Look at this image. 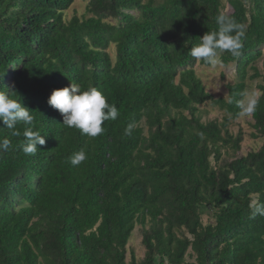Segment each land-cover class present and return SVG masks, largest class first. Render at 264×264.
Returning a JSON list of instances; mask_svg holds the SVG:
<instances>
[{
  "label": "trees",
  "instance_id": "obj_1",
  "mask_svg": "<svg viewBox=\"0 0 264 264\" xmlns=\"http://www.w3.org/2000/svg\"><path fill=\"white\" fill-rule=\"evenodd\" d=\"M73 2L0 0V91L15 92L45 139L28 155L25 126L19 136L0 128L10 141L0 151V264H264V216L250 218L264 203V74L252 65L264 71V0H88L87 17L65 21ZM221 13L245 35L238 56L218 52L236 82L214 99L194 68L209 64L189 53ZM247 68L261 79L250 115L261 146L219 165L221 150L242 142L227 127L240 117ZM70 83L119 110L97 137L63 125L47 103ZM205 102L220 122H201ZM81 150L87 159L73 166ZM135 225L144 255L126 263Z\"/></svg>",
  "mask_w": 264,
  "mask_h": 264
},
{
  "label": "clouds",
  "instance_id": "obj_2",
  "mask_svg": "<svg viewBox=\"0 0 264 264\" xmlns=\"http://www.w3.org/2000/svg\"><path fill=\"white\" fill-rule=\"evenodd\" d=\"M217 31H210L200 37L199 43L190 49V55L196 60H202L215 66L221 61L218 52H228L238 56L245 35L242 27L233 19L221 13L218 14ZM235 33V34H233ZM13 91H0V123L12 136H19L17 125L25 126L24 143L21 145L25 154L31 155L38 151V145L45 144V139L38 130H34V116L32 111L23 106L19 97L14 98ZM47 103L58 110L63 117V125L80 131L82 135L97 137L104 132L102 127L106 120H116L119 110L114 104H109L105 95L95 87L81 90L79 84L70 83L69 86L53 89ZM258 104V97L254 92H245L238 102L241 116L253 115ZM132 124L125 128V135H131ZM10 147L8 139L0 140V151ZM87 159L85 151L81 150L69 158L73 166H78ZM264 216V203L254 201L251 206L250 218Z\"/></svg>",
  "mask_w": 264,
  "mask_h": 264
},
{
  "label": "rangeland",
  "instance_id": "obj_3",
  "mask_svg": "<svg viewBox=\"0 0 264 264\" xmlns=\"http://www.w3.org/2000/svg\"><path fill=\"white\" fill-rule=\"evenodd\" d=\"M88 0H74L72 5L69 7L67 11L64 12V20L69 21L73 16L78 18L87 17L85 12V7ZM222 3H225V0H221ZM264 48H262V52ZM108 55L113 60L114 58V49L109 47L107 49ZM261 75L264 74L262 70L261 60H257L254 64H252ZM195 72L197 77L200 79L205 92L211 95L214 99L217 98H225L226 97V89L225 86L229 83H235V64H229L227 67H222L220 64L215 66L209 65L207 67L201 66L199 64L195 65ZM252 74V71L247 68V78L245 80L246 90L245 92H254L257 97L259 92L257 90V86L261 84V79L258 78L256 80H249L248 77ZM198 108V115L200 116L201 122L207 123L213 120L220 122L222 113L219 112L215 107L211 106L209 102H205ZM142 127L143 124L141 123ZM253 121L250 116H241L231 122L227 131L232 135L236 136L238 134L241 135L242 142L240 143L239 151L234 153L230 151L228 148L221 150V158L218 162L220 165L221 162L231 161L234 158L242 157L248 154L249 152L257 151L260 146L262 139L252 138V134H255V130L252 127ZM145 133V129H144ZM207 210L202 211L201 222L203 225H206L208 222H212V218L208 217L206 214ZM149 228V223H146L145 229ZM133 253L136 260L139 261L143 258L144 248L141 246V227L135 225L131 236L128 240L126 246V255L125 261L129 262L130 254ZM186 262L191 263L192 260L186 257Z\"/></svg>",
  "mask_w": 264,
  "mask_h": 264
}]
</instances>
